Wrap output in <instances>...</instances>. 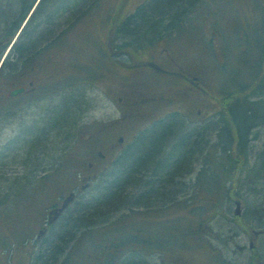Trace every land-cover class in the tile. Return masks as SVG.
Returning a JSON list of instances; mask_svg holds the SVG:
<instances>
[{
	"label": "rangeland",
	"instance_id": "rangeland-1",
	"mask_svg": "<svg viewBox=\"0 0 264 264\" xmlns=\"http://www.w3.org/2000/svg\"><path fill=\"white\" fill-rule=\"evenodd\" d=\"M37 1L34 0L28 11L29 17L33 12L36 13ZM67 1L78 5L79 10L70 8L72 10L67 11L69 8L66 5L69 4L64 5ZM150 1L125 0L121 3V0H62V13L57 14V10H54L55 15L49 18L50 23L37 27L34 20L30 27L22 28L20 34V28H8V23L18 17V3L14 4V9L8 12V17L0 12V52L2 47L4 51L8 49L5 46L8 41H13V46L7 54L13 53L16 57L15 46L22 47L26 41L22 36L26 33L36 36L42 31L41 37H34L32 43L35 42L36 46L50 45L51 51L57 52L62 60L70 59L75 45L81 48L84 62L91 58L96 61V53L102 58L107 57L102 50L105 42H108L110 58H115L120 53L118 45L123 39L115 40L113 34L108 37L105 31L106 28H114V17L110 12L122 5V8L119 7L121 12L118 13V23L121 17L127 18L128 14L129 17L137 15ZM8 2L9 0H0V10L7 8ZM10 2L13 5L15 0ZM96 2L97 6L92 12L83 14L84 10H89ZM148 9L149 17L163 15L167 24L172 17L169 11L174 12L171 9ZM174 14L184 16L180 20L183 26H168L155 34L156 47H152L153 43L148 47L154 54L153 58L156 51L163 47L176 48L178 43L191 46L198 42L201 50L199 61L205 64L200 65V68L203 67L208 75L215 70L218 73V83L220 79L224 88L240 85L241 80H249L255 74V63L251 59L253 55L256 56L258 64L261 58V50L255 54L254 51L255 46L263 41L264 0H229L228 3L226 0H193L185 5L182 12ZM171 20L172 23L177 21L175 18ZM129 23L132 27L137 25L135 22L131 25V20ZM10 31L14 34H9ZM135 33V29L127 28L125 35L130 37ZM83 37L88 43L81 40ZM4 53L0 56V63H5L8 59V56L3 57ZM216 56H223L224 59L215 58ZM118 60L127 62L119 57ZM224 64L225 67L221 68ZM81 71V77H78L73 85L52 89L45 96L41 95L35 100L24 99L22 101L25 104L22 106L17 101L16 104L7 106L5 112H0V199L3 198L5 202L3 206L9 201V198L4 196L19 188L16 193H19L18 222L14 224L11 218L0 213V243L7 241L5 237L11 235L13 225L18 231L15 244L5 253L0 250V264H112L115 258L114 264H215L212 259L217 261L218 258L216 254H212L213 248L221 250V263L219 258L217 264H264V233L258 236V247L250 244V240L255 238L253 231L264 225L260 219L264 205L261 201L264 187L260 186L264 184V179H259V176L264 175V117L253 119L249 139L242 146L244 153H241V147L235 138L230 141L224 136H218L222 132V126L217 122L219 118L216 113L210 118L202 119L204 112L196 114V111L191 115H175L180 119V123H184V131H194L192 143L198 139V144L192 148L194 150L187 159L182 160L187 161L184 170L174 173L172 185L163 190V195L154 190L146 194L153 196L151 201L146 196V201L137 202L130 199V193L136 191L134 193L137 194L138 186L132 187L130 183L131 185L128 184L125 188L128 195L120 196V200L113 204L101 202L104 207L101 206L95 211L100 213L99 216L79 227H72L70 234H58L60 236L54 241L59 244L63 242V251L58 252L51 263V260L46 261L48 258L45 254L38 257L42 253V245L48 242L55 226L67 212L85 206L83 199L95 192L101 177L108 173L111 167L84 190L79 188L81 180L74 169L86 164L90 150L100 145L104 137L116 138L123 135L125 144L132 141V130L130 131L127 124L120 123L117 108L96 86L98 77L86 78L96 70L87 72V69L81 68ZM119 72L120 70H115L116 74ZM148 73L151 81L160 88L174 89L175 83L169 81L168 84L167 76L156 77L151 72ZM122 82H126L125 77L120 78L119 83ZM208 104L211 105V102ZM71 112L72 117L69 118ZM96 128L100 130L95 131ZM150 128L144 129L140 134ZM40 133L42 146L36 148L34 142ZM92 134L97 136L90 137ZM224 145L230 149L228 155L227 148L226 151L220 148ZM129 146L122 148L117 158ZM137 149L141 147L137 146L135 150ZM228 158L233 159L229 163L233 169L227 165ZM174 183L178 186H174ZM71 191L77 194L74 201L59 221L45 229L39 237V231L49 225L51 209L59 206ZM220 191L226 201L218 207V213L221 214L211 221L215 232L219 233L213 236L215 238H209H212V244L207 243L204 247L205 243L196 242L191 235L181 236L188 233L189 228L185 225L188 220L191 221V217L198 215H185L186 208L193 209L191 204H187L189 200L207 203L209 197L218 198ZM228 191L241 201L240 222L234 220L235 204L227 196ZM16 199L18 200V197ZM182 202H185L187 207L181 204ZM105 226L107 227L103 228ZM110 236H113L114 241H122V245L113 260H103L104 254L112 257L109 252L113 246L108 240ZM244 245L245 247H239Z\"/></svg>",
	"mask_w": 264,
	"mask_h": 264
},
{
	"label": "trees",
	"instance_id": "trees-1",
	"mask_svg": "<svg viewBox=\"0 0 264 264\" xmlns=\"http://www.w3.org/2000/svg\"><path fill=\"white\" fill-rule=\"evenodd\" d=\"M125 0H121V3H124ZM193 0H151L150 3L141 11L138 12L137 15L130 16V14L126 17H121L120 21L117 23V18L119 17V12L121 10L119 7L122 8V5L119 6L116 10H112L110 15L113 18L114 21V28H106V32L108 37H110L111 34L114 35L115 40L116 39H123L122 42L118 45V51L120 52V56L124 55L125 60L120 61L117 58H110V55L107 57L102 58V56H99L97 53L95 55L96 61H94L91 57L89 61L86 63L80 65V61L82 58L81 48L77 47L75 45L74 52L72 53L70 59H71V65L74 64L75 69L77 72H73V76L69 78L68 81H66L65 84L62 85V88L67 86L73 85V83L77 82L75 81L78 77H81L82 70L87 68V72L89 70H96L94 74L89 73L90 79L92 77L97 78L98 75V67L103 66L102 70L103 72H108L106 69L112 68L111 66L114 65L117 70L122 71L123 66H131L136 69V72H138V69L147 67L149 69L148 63L142 58L143 50L146 49L147 43L155 42V34L157 32H161L162 28H166L168 26H172L173 28H182L183 23L180 22L181 19L184 18V16L175 15L174 13H180L182 12L183 8H185V5L187 3H191ZM34 0H15L13 2V5L11 4L10 0L8 2L7 8L0 10L1 14H4L8 17L9 13L14 8V4L18 5V17H16L12 22L8 23V28H20L22 22L26 18L28 11L32 7ZM228 3L229 0H226ZM82 2H80L81 5ZM96 2L92 7H89V10H84L83 14H88V12H92V9L97 6ZM69 4L66 5L69 9L67 11L74 9L79 10L77 8L78 5H73L71 2L67 1L64 3ZM62 0H41L40 3H38V6L34 12L31 14V16L26 21L24 27L28 28L30 25L34 22H36L37 27L39 25H42L43 23H50V17H52L54 14V10H57V14H61V8L64 6ZM9 6V8H8ZM151 7V11L157 10L160 8V10H167L171 9L174 12L169 13L172 15L169 19V24L165 23L163 18V15H159L156 17H149L148 14L150 13L149 9ZM72 8V9H70ZM1 9V7H0ZM8 9V10H7ZM87 9V8H86ZM82 11V10H81ZM86 11V12H85ZM176 11V12H175ZM56 14V15H57ZM81 14V13H80ZM143 15V16H141ZM2 16V15H1ZM141 16V20H139V17ZM190 16V15H189ZM147 17H149V20H147ZM182 17V18H181ZM171 18L177 19L175 23H172ZM180 18V19H179ZM131 20V25L137 24L139 22V26L134 25L129 26L128 23ZM141 21H145L142 23ZM146 21H148L146 23ZM127 23V24H126ZM146 23V24H145ZM171 23V24H170ZM130 24V23H129ZM145 24L144 26H142ZM141 25V26H140ZM23 27V28H24ZM117 27V28H115ZM196 27V24L194 23V28ZM36 28V26L34 27ZM127 28H133L136 30V33L132 36H126L125 32ZM138 29V30H137ZM263 29V41L262 43L255 46V51L259 52L261 50V58L260 61L257 64L256 56L253 55L251 61H253L254 68H255V74L251 76L248 80L243 79L241 80L242 84L235 85L233 88L230 86L223 87V84L221 83L219 79L218 83V73L216 71H212L213 73H209L201 66H204V62L199 61L201 52L200 46L198 42H194L193 45L189 46L184 43H178L176 44V48H171V50L174 51L175 54H181V56H190V62L195 64V67L193 69V74L190 75V77L187 78L185 76H174V82L175 88L178 89L180 92V96H182L181 101L179 102L178 99H173L174 104H179L178 106L181 107L182 111H188V112H197V110L201 109L203 112H216V115L218 116L217 122L222 126V132L218 134L220 138H228V140L232 141L233 138H235L238 141V145L241 147L239 151L241 153H244V149L242 146L246 143V141L249 139V135L251 132V126L254 124L253 119H261L264 117V28ZM13 31V30H12ZM42 32V31H41ZM41 32H39L36 36L32 32L30 34H24L22 36L26 38V41L24 42L23 46H15L14 53L16 55V59L19 58V51L23 49L25 52L35 51L36 44L32 43L34 41V37H41ZM128 32V31H127ZM134 32V31H133ZM130 32V33H133ZM35 33V32H34ZM43 33V32H42ZM9 34H14L10 31ZM86 38L83 37L81 40L83 42L88 43ZM116 42V41H115ZM9 41L6 43L5 46ZM26 45V46H25ZM25 46V47H24ZM150 46V45H149ZM105 48V43L102 45ZM4 51L3 47L1 48L0 56L2 52ZM124 53V54H123ZM109 54V53H108ZM32 55V54H31ZM216 55V54H215ZM93 56V55H92ZM116 57H119L116 55ZM122 57V56H121ZM110 58V59H109ZM215 58L224 59L223 56H216ZM113 59L114 61H112ZM197 60V62H196ZM257 64V65H256ZM148 65V66H147ZM226 64L222 65V67H225ZM79 68V69H77ZM205 71L203 73V71ZM207 72V73H206ZM254 73V72H253ZM197 78L194 80H190L192 77ZM78 80V79H77ZM98 82H101L100 79ZM169 84V81H167ZM135 83H137L135 81ZM198 83V85L196 84ZM107 84V83H106ZM98 85V84H96ZM108 86V85H107ZM145 88L148 87L147 84L144 85ZM60 88V87H59ZM160 88V87H158ZM161 91V94H166L170 98L174 96V94L170 93L171 90H166L165 88L158 89ZM212 90V91H210ZM153 91V90H152ZM209 100V101H205ZM211 102V105L208 104ZM206 105L202 106V105ZM196 106V109L194 110V107ZM171 107V106H169ZM4 109V107H2ZM5 110V109H4ZM67 112V111H66ZM72 117V112L69 116V118ZM224 120H223V119ZM180 119H178L175 115L166 116L163 120H160L154 123L152 127L148 130H146L144 133L138 135L135 140L130 144L129 147L123 151L121 155L117 159H115L111 164V169L108 173H103L101 176V180L99 185L97 186L95 192L91 193L89 196L83 199V203L85 206H81L82 208H78L76 210H70L65 214V216L61 219V221L55 226L48 237V242L46 244H43L41 249L42 253L38 255V257L42 255H47L46 261L51 263L57 253L63 251V247L61 243H56L57 241H54V239L60 235L58 234H70L72 227H79L81 224L85 222H89L93 217L99 216L100 213H96L95 211L99 210L100 207H104L101 202H107L109 204L115 203V201L120 200L119 197L125 194L128 195V193L125 192V188L130 184L132 187L137 185L138 186V193L135 194L133 191L130 193V199H135L137 202L146 201V196L149 201L153 199V196L146 195L147 193H152L154 190L157 191L160 195H163V190L168 186L172 185V178L174 176V173H181L182 170H184L183 167H185L186 162H182V160H186L190 152L192 153L195 148V146L198 144V139L195 140L192 143V137L195 135L194 131H184V123L179 122ZM180 129V130H179ZM182 129V130H181ZM95 131H99V128H96ZM201 131V129H200ZM228 134V136H227ZM150 135V136H149ZM96 134H92L90 137H96ZM88 137V136H87ZM234 139V142H236ZM191 141V142H190ZM36 148L37 146H42V133H40L38 136H36L35 142H34ZM230 143V142H229ZM145 144L142 148V145ZM141 147V149L135 150L136 147ZM233 146V145H232ZM229 147V146H228ZM189 148V149H188ZM218 148V147H217ZM221 150L226 151V146L220 147ZM227 154L230 153V149L227 148ZM232 158H228V166L232 168V165L229 163L232 161ZM182 162V163H181ZM208 162V161H206ZM109 167V168H110ZM108 168V169H109ZM183 168V169H182ZM235 168V167H234ZM233 169V168H232ZM229 172V171H227ZM201 173V171H200ZM100 177V176H99ZM264 179V175L259 176V179ZM176 182V181H175ZM174 186H178V184L174 183ZM224 186V185H223ZM223 186L221 188L223 189ZM220 187V186H219ZM224 190V189H223ZM19 188L17 191L8 193L4 196V198H9V201L6 206L5 202L3 201V198L0 200V213H3L7 215L9 218H11V221L16 224L19 219ZM154 195V194H153ZM219 195H224L222 191H220ZM228 195H232L231 193H228ZM18 197V200L16 199ZM128 197V196H127ZM150 197V198H149ZM156 197V196H154ZM145 198V199H144ZM192 200L190 199L187 204H191L193 209L189 208L187 210L185 215L187 217H191L195 213H197V216L191 217V221L188 220V222L185 224L188 226L189 230L188 233L182 234L184 235H191L193 239H196V242L199 243H207L212 244V238L210 237L215 236V228L212 225L211 221L214 219L215 216L219 215L218 208L216 205H212L209 202V198L206 201H197L190 203ZM108 204V205H109ZM184 206L187 207V204L182 202ZM79 206V207H80ZM189 207V206H188ZM197 210V211H196ZM196 211V212H195ZM1 215V214H0ZM185 216V217H186ZM212 217V218H211ZM210 224V231L208 230ZM12 227V226H11ZM107 226L103 227L106 228ZM250 227V226H249ZM16 226L13 225V231L11 232V235L5 239L7 240L2 241L0 243V250L2 253H5L8 251V248L11 247L13 244H15L16 236H18L17 228L15 230ZM251 229V227H250ZM209 231V232H208ZM62 235V237H63ZM103 235V234H102ZM215 238V237H213ZM219 238V236H217ZM63 239V238H61ZM209 239V241L207 240ZM111 241V244L113 245L110 247V249H117L119 250V247L122 245V241H114L113 236H110L109 239ZM65 241V240H64ZM127 243V242H126ZM208 249V248H206ZM209 251H211L209 249ZM212 254L217 256L219 263H221L222 257L220 256L221 250L220 248H213ZM222 255V254H221ZM213 257V256H212ZM130 258V257H129ZM111 259H114V256L111 257ZM130 260V259H129ZM213 263L217 264V261L215 259H212ZM64 263V262H63ZM62 263V264H63ZM128 264V263H125Z\"/></svg>",
	"mask_w": 264,
	"mask_h": 264
},
{
	"label": "flooded vegetation",
	"instance_id": "flooded-vegetation-1",
	"mask_svg": "<svg viewBox=\"0 0 264 264\" xmlns=\"http://www.w3.org/2000/svg\"><path fill=\"white\" fill-rule=\"evenodd\" d=\"M103 43L104 40L102 41ZM105 45L106 47H103V51L109 56V51L107 50L108 42H105ZM149 45H152L151 42H148L146 49L143 50V54L145 53L147 56L142 55V58L148 63L149 69L144 67L138 69L139 71L136 72L135 66H123L122 71L120 69V72L116 74L115 70L117 69L113 68L114 65L111 66L112 68L106 69L108 72H103V66L98 67L97 79H100L101 82H98L96 86L117 108L120 123L127 124L130 131L132 130L130 132L132 140H135V137L141 131L152 127L159 119L171 113L172 111L169 112L168 109L169 106L179 107V104H174V100L178 99L180 102V98H182L180 96L181 91H178L175 87L169 91L174 94L172 98L166 94H161L162 92L158 90L160 89L158 88L159 86L151 81L148 72L156 75V77L167 76L168 81H174V76H185L187 78L188 75L189 78L193 74L195 67V64L190 62V56L184 57L181 54H175L168 47H163V49L156 51V56L153 58L154 54L148 50ZM156 45L154 44L152 47H156ZM35 49V51L30 52H25L22 49L19 51L18 60L12 53L5 63L2 72H0V112H5L8 105L14 104L17 101L22 106V104H25L22 101L24 99L35 100V98L41 95L45 96L58 84H65L71 77V72L76 71L74 64H70L71 59L65 58L62 60L57 52L51 51L50 45L45 47L43 44L36 46ZM117 56L125 59L119 53ZM115 58L118 59L116 56ZM113 59L111 60L114 61ZM13 61L17 62L13 63ZM84 63L86 61L84 62L81 59L80 64ZM122 77L126 78V82L119 83ZM196 78L197 76L190 78V80H195ZM145 84L148 85L147 88L144 87ZM202 106L206 107L205 104ZM174 111L181 110L175 108ZM183 112L190 113L188 111ZM197 112L201 111L197 110ZM124 139L123 135H118L116 138L115 136L112 138L104 137L100 145L90 150L91 152L88 154L86 164L74 169V172H77V176L82 181L80 183L81 187L85 184H90V181L94 177L102 175L107 170L110 163L118 156L119 151L126 146ZM260 187H264V184ZM262 195L261 201L264 203V194ZM228 196L232 203L235 204L237 201L241 203L235 195ZM261 216V222L264 223V205H262ZM253 233L255 238H249V240L251 239L250 244L258 247L257 239L259 235L264 233V225L259 226V229L254 230ZM245 235L248 237V234L245 233ZM239 247L242 248L245 245Z\"/></svg>",
	"mask_w": 264,
	"mask_h": 264
},
{
	"label": "water",
	"instance_id": "water-1",
	"mask_svg": "<svg viewBox=\"0 0 264 264\" xmlns=\"http://www.w3.org/2000/svg\"><path fill=\"white\" fill-rule=\"evenodd\" d=\"M73 199V195H69L68 197L65 198L62 206L57 209L56 214H58L71 200ZM235 210V214H239V205Z\"/></svg>",
	"mask_w": 264,
	"mask_h": 264
}]
</instances>
